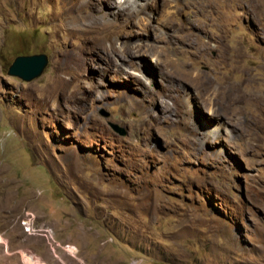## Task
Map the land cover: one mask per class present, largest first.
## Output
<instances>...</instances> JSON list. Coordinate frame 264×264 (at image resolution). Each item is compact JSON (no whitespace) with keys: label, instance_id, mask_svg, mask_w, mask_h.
Here are the masks:
<instances>
[{"label":"rangeland","instance_id":"1","mask_svg":"<svg viewBox=\"0 0 264 264\" xmlns=\"http://www.w3.org/2000/svg\"><path fill=\"white\" fill-rule=\"evenodd\" d=\"M262 98L264 0H0V264H264Z\"/></svg>","mask_w":264,"mask_h":264},{"label":"water","instance_id":"2","mask_svg":"<svg viewBox=\"0 0 264 264\" xmlns=\"http://www.w3.org/2000/svg\"><path fill=\"white\" fill-rule=\"evenodd\" d=\"M47 63L48 58L45 54L21 55L14 58L7 73L24 82H30L42 74ZM104 116L108 117V114ZM112 127H114V130L120 132V135H125V131L119 129L116 125H112Z\"/></svg>","mask_w":264,"mask_h":264},{"label":"bare ground","instance_id":"3","mask_svg":"<svg viewBox=\"0 0 264 264\" xmlns=\"http://www.w3.org/2000/svg\"><path fill=\"white\" fill-rule=\"evenodd\" d=\"M148 1V0H147ZM176 0H164V7L166 8V9H171V8H173V6H174V2H175ZM171 14H173V13H171ZM172 16V15H171ZM189 44V43H188ZM263 99V98H262ZM264 100V99H263ZM259 101H261V100H259Z\"/></svg>","mask_w":264,"mask_h":264},{"label":"built area","instance_id":"4","mask_svg":"<svg viewBox=\"0 0 264 264\" xmlns=\"http://www.w3.org/2000/svg\"><path fill=\"white\" fill-rule=\"evenodd\" d=\"M26 256V255H25ZM25 256H23V257H25Z\"/></svg>","mask_w":264,"mask_h":264}]
</instances>
